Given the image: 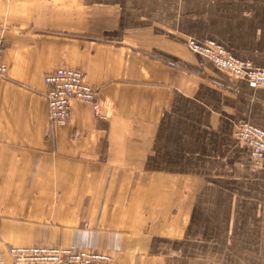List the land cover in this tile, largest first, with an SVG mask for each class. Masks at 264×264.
Instances as JSON below:
<instances>
[{"label":"crops","instance_id":"crops-1","mask_svg":"<svg viewBox=\"0 0 264 264\" xmlns=\"http://www.w3.org/2000/svg\"><path fill=\"white\" fill-rule=\"evenodd\" d=\"M264 68V0H0V264L64 245L114 264H264V86L188 39ZM78 68L101 103L50 121L47 73Z\"/></svg>","mask_w":264,"mask_h":264},{"label":"built area","instance_id":"built-area-1","mask_svg":"<svg viewBox=\"0 0 264 264\" xmlns=\"http://www.w3.org/2000/svg\"><path fill=\"white\" fill-rule=\"evenodd\" d=\"M186 45L193 53L207 57L218 69L245 80L251 87L264 86V68L237 58L216 41L190 38ZM7 71L0 43V78L5 77ZM44 81L47 86L49 117L53 124L63 125L69 120L73 101L90 103L94 112L99 114L101 103L96 91L80 69L59 67L47 73ZM234 135L250 147L252 163L258 168H264V129L242 122ZM9 253L12 264H114V258L109 253L76 246H15L9 249Z\"/></svg>","mask_w":264,"mask_h":264}]
</instances>
